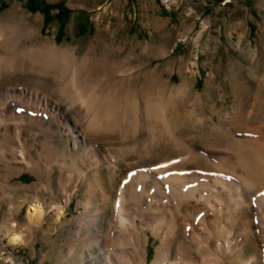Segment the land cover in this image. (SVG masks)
I'll use <instances>...</instances> for the list:
<instances>
[{
	"label": "rangeland",
	"instance_id": "rangeland-1",
	"mask_svg": "<svg viewBox=\"0 0 264 264\" xmlns=\"http://www.w3.org/2000/svg\"><path fill=\"white\" fill-rule=\"evenodd\" d=\"M249 135L264 0H0V264H158L162 244L171 264H264L261 197L214 180L236 183L215 166ZM188 151L170 170L205 176L211 202L157 191L115 220L131 174Z\"/></svg>",
	"mask_w": 264,
	"mask_h": 264
},
{
	"label": "bare ground",
	"instance_id": "bare-ground-1",
	"mask_svg": "<svg viewBox=\"0 0 264 264\" xmlns=\"http://www.w3.org/2000/svg\"><path fill=\"white\" fill-rule=\"evenodd\" d=\"M251 138L250 135L244 136L243 138H231V143L235 144V147H232V145L231 147H227L226 151L228 156L226 158H219L218 166H215V168L226 169V171L228 170L235 174L238 173L235 177L236 183H232L226 179L220 180L214 178V180L219 181L223 188L229 187V189L235 188L243 191L246 199H253L256 202L258 196L261 197L258 206L262 207L264 206V142L262 140H253ZM197 157L200 156H197L192 151H188L187 155H184V157L169 158L160 162L159 165L153 169L137 171L131 174L130 176H132V178H127L128 180H126L120 190H118V197L114 203L115 206L113 205L115 220L120 224H123L124 221L126 222L123 215L125 200L131 204H135L139 201L142 202L143 199L148 196L154 195V192L157 191L163 192V195L161 194L162 197L160 196L158 199L163 200L164 202L173 201L176 205V210L182 209L187 205L193 210L196 208L198 210L201 202H211L212 200L210 199V195H208L207 187L212 182L208 183V179L205 176L197 175L189 177L183 172L170 170L177 163L184 161L189 162ZM149 185L151 187L150 189H148ZM216 187L217 186H215V188ZM256 194H258L257 197H255ZM213 196H216L214 199L219 201V205L224 203L222 201L223 199L221 200L216 192ZM243 201L244 198L242 195H239L238 199L235 201L236 204L231 206L236 210L241 204L240 202ZM228 204L231 203L229 202ZM91 221L95 223L96 218H93ZM203 221L207 222L206 219H203ZM82 224L83 221H80L79 225L81 226ZM76 235L79 236V232ZM18 239V235H13L11 242L15 243ZM135 243L137 244V248L132 252L133 257L138 251L143 249L144 246L141 243V240H137ZM162 246L164 248V260L158 264H171L169 260V248L163 244ZM103 256L106 263L109 264L111 263L110 260L112 257L116 259L113 252H108L107 255L104 252ZM249 261L251 262L252 260L249 259Z\"/></svg>",
	"mask_w": 264,
	"mask_h": 264
}]
</instances>
